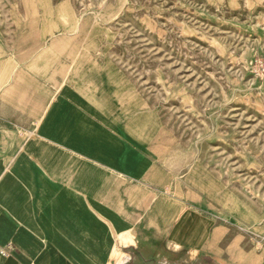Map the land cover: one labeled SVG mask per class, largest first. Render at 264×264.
Wrapping results in <instances>:
<instances>
[{"label":"crops","instance_id":"1","mask_svg":"<svg viewBox=\"0 0 264 264\" xmlns=\"http://www.w3.org/2000/svg\"><path fill=\"white\" fill-rule=\"evenodd\" d=\"M60 44L0 14V264H264L176 184L133 73Z\"/></svg>","mask_w":264,"mask_h":264},{"label":"rangeland","instance_id":"2","mask_svg":"<svg viewBox=\"0 0 264 264\" xmlns=\"http://www.w3.org/2000/svg\"><path fill=\"white\" fill-rule=\"evenodd\" d=\"M0 14L75 63L133 73L176 184L212 202L225 246L264 255V0H0Z\"/></svg>","mask_w":264,"mask_h":264}]
</instances>
